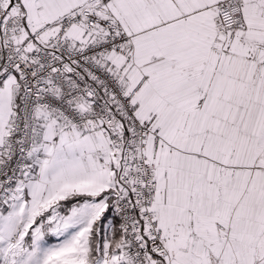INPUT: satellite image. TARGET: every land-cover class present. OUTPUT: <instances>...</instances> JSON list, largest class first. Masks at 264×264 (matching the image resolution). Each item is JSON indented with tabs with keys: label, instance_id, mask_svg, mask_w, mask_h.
<instances>
[{
	"label": "snow or ice",
	"instance_id": "snow-or-ice-1",
	"mask_svg": "<svg viewBox=\"0 0 264 264\" xmlns=\"http://www.w3.org/2000/svg\"><path fill=\"white\" fill-rule=\"evenodd\" d=\"M0 264H264V0H0Z\"/></svg>",
	"mask_w": 264,
	"mask_h": 264
}]
</instances>
